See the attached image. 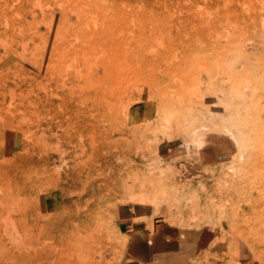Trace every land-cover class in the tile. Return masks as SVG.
I'll use <instances>...</instances> for the list:
<instances>
[{
	"label": "rangeland",
	"instance_id": "rangeland-1",
	"mask_svg": "<svg viewBox=\"0 0 264 264\" xmlns=\"http://www.w3.org/2000/svg\"><path fill=\"white\" fill-rule=\"evenodd\" d=\"M0 264H264V0H0Z\"/></svg>",
	"mask_w": 264,
	"mask_h": 264
},
{
	"label": "bare ground",
	"instance_id": "bare-ground-1",
	"mask_svg": "<svg viewBox=\"0 0 264 264\" xmlns=\"http://www.w3.org/2000/svg\"><path fill=\"white\" fill-rule=\"evenodd\" d=\"M31 41V40H30ZM33 43V42H32ZM28 51V50H27Z\"/></svg>",
	"mask_w": 264,
	"mask_h": 264
}]
</instances>
